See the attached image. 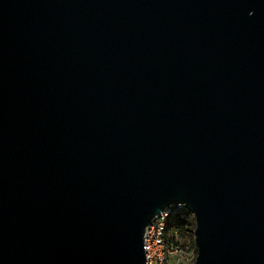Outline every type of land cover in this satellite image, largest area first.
Instances as JSON below:
<instances>
[{"label":"water","instance_id":"1","mask_svg":"<svg viewBox=\"0 0 264 264\" xmlns=\"http://www.w3.org/2000/svg\"><path fill=\"white\" fill-rule=\"evenodd\" d=\"M264 264V0H0V264Z\"/></svg>","mask_w":264,"mask_h":264},{"label":"built area","instance_id":"2","mask_svg":"<svg viewBox=\"0 0 264 264\" xmlns=\"http://www.w3.org/2000/svg\"><path fill=\"white\" fill-rule=\"evenodd\" d=\"M185 210L172 208L161 216L145 230L144 264H193L197 255L185 238L181 237L175 228L169 227V218L174 212ZM179 242L183 247L173 244Z\"/></svg>","mask_w":264,"mask_h":264},{"label":"trees","instance_id":"3","mask_svg":"<svg viewBox=\"0 0 264 264\" xmlns=\"http://www.w3.org/2000/svg\"><path fill=\"white\" fill-rule=\"evenodd\" d=\"M169 227L175 228L181 237L191 243L190 246L194 248L197 255V249L194 241V230L196 227L195 216L187 210H178L169 218ZM173 244L183 247V245L179 244L177 241H173ZM193 264H196L195 260Z\"/></svg>","mask_w":264,"mask_h":264},{"label":"rangeland","instance_id":"4","mask_svg":"<svg viewBox=\"0 0 264 264\" xmlns=\"http://www.w3.org/2000/svg\"><path fill=\"white\" fill-rule=\"evenodd\" d=\"M194 241H195V236H194Z\"/></svg>","mask_w":264,"mask_h":264}]
</instances>
